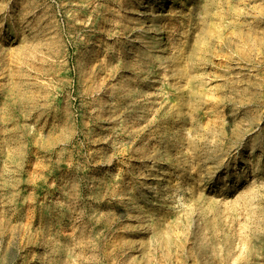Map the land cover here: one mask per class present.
<instances>
[{"label":"rangeland","instance_id":"1","mask_svg":"<svg viewBox=\"0 0 264 264\" xmlns=\"http://www.w3.org/2000/svg\"><path fill=\"white\" fill-rule=\"evenodd\" d=\"M0 264H264V0H0Z\"/></svg>","mask_w":264,"mask_h":264},{"label":"bare ground","instance_id":"2","mask_svg":"<svg viewBox=\"0 0 264 264\" xmlns=\"http://www.w3.org/2000/svg\"><path fill=\"white\" fill-rule=\"evenodd\" d=\"M161 11H164L165 10V7H160L159 8Z\"/></svg>","mask_w":264,"mask_h":264}]
</instances>
